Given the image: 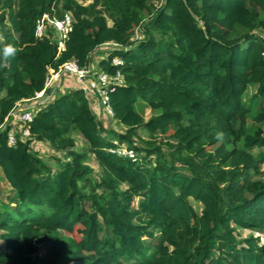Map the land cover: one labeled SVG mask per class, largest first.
<instances>
[{"label":"trees","instance_id":"1","mask_svg":"<svg viewBox=\"0 0 264 264\" xmlns=\"http://www.w3.org/2000/svg\"><path fill=\"white\" fill-rule=\"evenodd\" d=\"M84 1L0 0V171L13 191L5 202L0 185V264H264V0ZM65 13L62 50L51 27L35 37L38 18ZM107 43L98 66L122 74L108 104L124 130L78 85L36 105L31 138L10 146L5 118L48 68L89 66ZM35 143L62 152L54 166ZM121 146L135 158L110 151Z\"/></svg>","mask_w":264,"mask_h":264},{"label":"built area","instance_id":"2","mask_svg":"<svg viewBox=\"0 0 264 264\" xmlns=\"http://www.w3.org/2000/svg\"><path fill=\"white\" fill-rule=\"evenodd\" d=\"M72 16L69 13H65L61 18H49L46 14H43L36 20L34 35L36 38H43L46 36L48 28H52L55 36L58 40V49L62 50L64 47V38L72 30ZM264 38V33L260 32ZM264 58V52L262 53ZM123 63V60L119 57L112 59V65L119 66ZM62 74H71L75 78L77 84L83 89L86 94H91L95 98V109L99 110L102 107L108 115H112L111 109L108 104V91L110 87L116 84H122V74L117 69L113 74L99 69H93L91 65L86 67H79L74 60L64 62L54 70L48 68V72L44 82V88L42 91L37 92L35 97L30 101H34L30 107L21 106L22 102L16 104L7 117L5 118L6 124L10 126L7 132V142L10 146L16 144L17 139L31 138L29 123L34 116V107L38 104H42L41 100L44 98L45 90L52 86L54 79L60 77ZM29 101V102H30ZM111 152H116L119 155H127L134 159L135 152L128 149L125 146H121L118 149H111Z\"/></svg>","mask_w":264,"mask_h":264},{"label":"rangeland","instance_id":"3","mask_svg":"<svg viewBox=\"0 0 264 264\" xmlns=\"http://www.w3.org/2000/svg\"><path fill=\"white\" fill-rule=\"evenodd\" d=\"M151 2H154L155 4L157 3V0H150ZM80 2H82V3H86V1H84V0H80ZM145 16V15H144ZM0 37H1V34H0ZM139 37H141V32H140V30L139 29H135L134 30V33H133V36H132V38H139ZM115 46L113 45V44H111V43H107V44H104V45H102L101 47H99L97 50H96V52L94 53V55H93V60H92V63H91V65H92V67H97V65H98V63H99V61L103 58V57H105L106 56V54L109 52V51H111L113 48H114ZM64 76H66L65 77V79H66V82L69 80V79H71V77H73V75H69V74H64ZM63 76V77H64ZM64 79V80H65ZM75 79L73 78V80L72 81H74ZM75 82H76V80H75ZM77 83V82H76ZM69 88H71V87H69ZM49 90H51L52 88H51V86L48 88ZM65 88L62 86V90H64ZM249 91H252V88L249 90ZM143 105V113H144V117L147 119L149 116H150V111H149V108H147V106H145L144 104H142ZM98 113V119L99 120H101V122L107 127V128H112L113 130H116V131H123L124 130V128L121 126V125H119L116 121H114L113 120V118H111L110 117V115H108L107 113H106V111L102 108V107H100L99 108V111L97 112ZM71 135L74 137V139H75V142H76V149L77 150H84V151H86L87 150V148H88V145L86 144V142L84 141V139L82 138V136L80 135V134H78L77 132H71ZM140 135H141V137L142 138H146L147 137V135L144 133V132H140ZM136 140V142H138V144H141V141L140 140H138V139H135ZM33 147H34V149L35 150H38V152H39V154L41 155V156H43L46 160H48L49 162H51V164L54 166V164H53V160H52V158H51V155H57V156H61L62 155V152H57V153H54L52 150H51V148L49 147V145L48 144H46V143H35L34 145H33ZM254 153H256L257 151H258V149H253L252 150ZM87 161H88V163L89 164H91V166H93L95 169H96V167H95V162H94V160H93V157L91 156V155H88V157H87ZM0 185H1V188H2V200L3 201H5V202H7V198H8V196H11L12 194H13V191H12V189L10 188V186L6 183V181L4 180V177H3V175H2V173H1V171H0ZM137 203V198L135 199V201H134V204H136ZM194 205L197 207V208H200V205L199 204H197V203H194ZM250 233V231L249 230H243V229H238V231H237V234H238V236H247L248 234ZM257 233H255V235H256ZM74 236L76 237V238H79L80 237V233L79 232H77V227H76V229H75V231H74ZM261 239H262V242H264V235H261ZM0 244H2L1 242H0ZM45 248H46V246H42L41 247V249H40V251H39V254L40 255H43L44 254V252H45Z\"/></svg>","mask_w":264,"mask_h":264},{"label":"crops","instance_id":"4","mask_svg":"<svg viewBox=\"0 0 264 264\" xmlns=\"http://www.w3.org/2000/svg\"><path fill=\"white\" fill-rule=\"evenodd\" d=\"M92 66V65H91ZM93 69H99V66L97 65V67H93ZM64 74L63 75H61L60 77H58V78H56V79H54V81H53V84H52V86H51V92H50V94H48V95H46V96H44V98L41 100V103H44V102H46L47 100H49L50 99V97L53 95V93L54 92H57V90H62V86L65 88V89H67V88H69V87H71V88H74V87H78V84L75 82V80L74 81H72L73 80V78L74 77H71V79H69L67 82H66V79H65V77L66 76H64ZM65 79V80H64ZM75 79V78H74ZM35 102L34 101H30V102H28V103H25V102H22L21 103V106H23V107H30L32 104H34ZM90 105H92L93 106V109H95V106H96V101H95V98H93V96H92V98L90 99Z\"/></svg>","mask_w":264,"mask_h":264},{"label":"clouds","instance_id":"5","mask_svg":"<svg viewBox=\"0 0 264 264\" xmlns=\"http://www.w3.org/2000/svg\"><path fill=\"white\" fill-rule=\"evenodd\" d=\"M3 38L0 37V40H2ZM2 52L4 54L5 57H8V56H14L15 55V52H16V49L12 46V45H5L2 49Z\"/></svg>","mask_w":264,"mask_h":264}]
</instances>
